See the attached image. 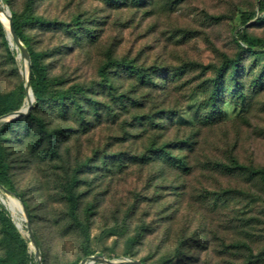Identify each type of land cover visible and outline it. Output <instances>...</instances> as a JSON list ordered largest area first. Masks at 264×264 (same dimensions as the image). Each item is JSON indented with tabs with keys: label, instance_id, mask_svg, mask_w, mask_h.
Instances as JSON below:
<instances>
[{
	"label": "rangeland",
	"instance_id": "1",
	"mask_svg": "<svg viewBox=\"0 0 264 264\" xmlns=\"http://www.w3.org/2000/svg\"><path fill=\"white\" fill-rule=\"evenodd\" d=\"M261 1L0 0L1 10L24 20L50 89L83 93L74 94L82 114L67 99L64 113L50 103L33 111L39 123L25 118L29 110L0 128L11 193L25 203L38 256L24 214L12 217L1 190L0 205L36 264L38 257L43 264L121 261L131 259L127 252L146 264H264V47L247 52L235 36L264 40ZM4 37L0 95L14 92L11 105L20 109L22 59L5 28ZM108 53L147 69L148 84L117 70L109 89L98 74ZM225 58L233 64L212 110L211 80ZM162 145L183 157L185 170L158 156L140 160ZM233 161L263 174L231 171ZM73 174L80 222L93 204L88 237L67 212Z\"/></svg>",
	"mask_w": 264,
	"mask_h": 264
},
{
	"label": "trees",
	"instance_id": "2",
	"mask_svg": "<svg viewBox=\"0 0 264 264\" xmlns=\"http://www.w3.org/2000/svg\"><path fill=\"white\" fill-rule=\"evenodd\" d=\"M259 11H264V1H261L259 3ZM10 16L12 20V27L21 41V43L25 46L27 53L29 55L30 59V88L33 93L34 101L32 103V106L30 108L29 115L25 118L27 119H33L39 123V120L34 119V116L32 115L34 110L39 109L43 105L47 104H54L58 105L60 107V110L64 113L65 108V101L67 99H71V103L74 106V108L77 110L78 115L82 114V110L79 106L78 101L75 99L74 94L83 95L82 91L79 88L71 89L72 91H75L74 93L71 92V90H52L51 82L48 79V74L46 67L41 62V56L39 53H37L31 46L29 38L24 33V20L19 15H16L13 11H10ZM242 24H244L248 19L245 14L242 15ZM39 22V21H36ZM79 21L78 19H73V24L78 25ZM0 36L3 38L4 44L6 48L7 42L4 37V28L2 24L0 23ZM236 39L240 41V46H244V50L250 53H259L261 49L264 47V40L260 38L250 37L245 35L244 33H236ZM233 64V62L229 59H224L220 67L217 69L214 78L211 80L212 83V90L209 93L208 96V104L211 106V109L214 110L217 108L216 106V98L218 95V86L220 84L219 81L222 79L223 71L228 67L229 65ZM119 70L120 72L126 74L130 77L137 76V80L140 83L148 84L150 75L147 73V69H142L141 67H137L133 64L132 60H128L124 57L121 58H113L109 53L106 55L105 62L100 66L98 69V74L102 79L103 84H106L109 89H111V84L109 83V74L111 72H117ZM15 97L14 92H9L5 95H0V116L14 112L19 109V104L16 106H12L11 103L13 102ZM121 102V106L124 107L122 95L118 96ZM88 99V98H87ZM91 104H94V102L90 101ZM19 118L15 120H11L5 124H2L0 128H6L16 121H18ZM1 133V130H0ZM186 142V143H185ZM180 144H186L187 147H191V142L189 141H180ZM169 145H162L157 149H152L150 151L151 157H145L143 158L140 156V160H149L150 158H155V156L161 157L170 164L175 165L178 168H181L182 170H185V163L183 160V157L172 155L166 148ZM52 151V150H51ZM54 152L52 151V154ZM226 168H230L231 171L239 170L247 172L248 174L255 176L257 174L262 173L261 170H254V169H248L242 165H238L235 161L232 162L231 166H227ZM81 172V167L75 170V173ZM0 184L4 186L7 190L10 192H14L12 186L10 185V180L8 177V171H7V165L5 162V155L3 148L0 146ZM78 186V179L73 174L71 178L66 183L65 188V200L67 203V212L72 220V222L76 225V227L81 231L83 236L88 237V219L93 215V204L86 205L84 209L85 214V220L83 222H80L77 218V209H78V195L76 193V187ZM20 197V196H19ZM17 201V200H16ZM22 203L24 201L21 199ZM18 202V201H17ZM19 203V202H18ZM20 204V203H19ZM28 217L30 218L29 213ZM0 233H1V241L4 246V256L0 257V264H36L35 260L28 256L27 254V243L21 239L20 235L17 233V230L9 216V214L3 209V207L0 205ZM182 252V246L180 245L175 249L174 254L171 256L172 259L178 258ZM90 253H85L84 257L90 256ZM124 257L131 258L132 254L129 252L124 253ZM170 259H168L169 261ZM140 262L142 264H146V260L141 259ZM170 262V261H169ZM41 264H43V261H41ZM246 264H257L256 262L251 263V261H248ZM261 264V263H260Z\"/></svg>",
	"mask_w": 264,
	"mask_h": 264
},
{
	"label": "water",
	"instance_id": "3",
	"mask_svg": "<svg viewBox=\"0 0 264 264\" xmlns=\"http://www.w3.org/2000/svg\"><path fill=\"white\" fill-rule=\"evenodd\" d=\"M1 10V9H0ZM7 12V25H8V29H6V34H7V40H8V44L12 45L11 43L13 42L15 45V49L19 52V55L21 56L22 59H24L27 62V75L25 78V83H24V91H25V95H27V92H30L31 95V99L29 101V103L27 104L25 110H22L21 108L10 113L7 115H4L2 117H0V119L7 117L8 120L9 119H15L18 117H23L26 116L32 106V103L34 101V97H33V93L31 91L30 88V73H31V69H30V59H29V55L27 53V50L25 49V47L23 46V44L21 43V41L19 40V38L17 37V35L15 34L13 27H12V20H11V16L8 10H6ZM0 23L2 24V26L4 27L3 23L0 20ZM5 28V27H4ZM0 190L7 195H11L13 196L15 199H17L21 205L22 208V212L24 214V220L27 222L26 228H27V232L30 238V242L33 244L34 249H35V254L38 256L39 255V251L37 248V244L35 242V239L33 237L30 225L28 223V216L26 213V210L24 208V205L20 202V200L18 199V197L11 193L9 190H7L6 188H4L3 186L0 185ZM86 260H90L93 263H97V264H142L139 261L136 260H132V259H126V260H121V261H111V260H107L104 259L102 256H93V257H89L84 259L80 264H83ZM37 264H41V261L39 260L38 257V261Z\"/></svg>",
	"mask_w": 264,
	"mask_h": 264
},
{
	"label": "bare ground",
	"instance_id": "4",
	"mask_svg": "<svg viewBox=\"0 0 264 264\" xmlns=\"http://www.w3.org/2000/svg\"><path fill=\"white\" fill-rule=\"evenodd\" d=\"M4 10H0V20L3 23L5 29H8L7 16H6L7 12L4 11ZM14 47H15V45H14ZM18 57H19V59H22L20 55ZM21 66H22V68H21L22 69V71H21L22 75L24 76V78H26V75H27V62L24 59H22V65ZM30 99H31V95H30V92L28 91L27 95L25 96L24 106L21 108L22 110H25V108H26L27 104L29 103ZM1 200H2V203L6 206V208L11 213L12 217H14L15 219L18 220V218H20V215L23 214L21 205L18 203L19 201L17 199H15L13 196L7 195V194H5L2 197ZM84 264H91V263H84Z\"/></svg>",
	"mask_w": 264,
	"mask_h": 264
}]
</instances>
